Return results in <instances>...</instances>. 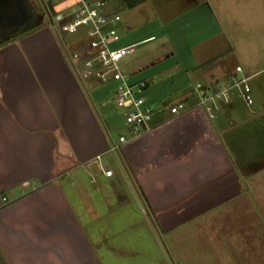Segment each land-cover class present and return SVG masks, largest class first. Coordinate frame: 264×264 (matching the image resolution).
<instances>
[{
  "label": "crops",
  "instance_id": "crops-1",
  "mask_svg": "<svg viewBox=\"0 0 264 264\" xmlns=\"http://www.w3.org/2000/svg\"><path fill=\"white\" fill-rule=\"evenodd\" d=\"M218 6L219 19L231 12L238 17L234 33L244 53L264 33L257 24L264 18V0H219ZM195 8L212 10L210 0H166L152 12L163 19L170 15L166 10L177 17ZM207 39L189 44L193 62L178 63V73L199 69L203 80L196 81L216 80L239 65L248 76L250 100L232 95L212 118L194 109L206 132L189 127L185 139L159 135L179 116L161 113L151 133L120 145L121 154L94 95L82 89L85 83L51 31L37 28L0 46V252L6 264H90L82 224L100 218L97 205H129L140 198L156 210L177 205L172 213L187 212L189 218L197 217L201 205H264V62L245 57L233 66H210L215 56L203 57ZM179 88V99L190 96L192 85ZM128 148L142 152L138 162L127 160ZM164 152L170 156L161 158ZM96 155L111 176L102 173ZM159 157L132 187L128 165L133 169ZM78 205L88 219L76 215ZM49 236L58 239L47 243Z\"/></svg>",
  "mask_w": 264,
  "mask_h": 264
},
{
  "label": "rangeland",
  "instance_id": "rangeland-1",
  "mask_svg": "<svg viewBox=\"0 0 264 264\" xmlns=\"http://www.w3.org/2000/svg\"><path fill=\"white\" fill-rule=\"evenodd\" d=\"M32 1L38 3L37 10L42 14L40 23L0 41V46L37 28H46L55 35L66 59L69 52L87 44L91 37L89 28L81 26L72 33L59 29L64 18L57 20L55 15L63 12L70 1L42 0L52 15V22L46 16L42 1ZM126 1L106 0L107 5L120 15L116 45L132 46L122 59L121 68L125 72H133L132 79L149 82L142 95L152 105L177 101L183 95L180 86L188 88L194 81L203 80L202 75L198 74L199 69H190L191 73L186 70L178 73L177 69L181 61L186 64L193 62L189 44L203 36L209 37L205 40L206 52L203 57L206 54L215 56L210 60V66L214 63L233 66L237 61L242 63L245 57L256 59L258 64L264 62V33L259 35V40L250 49L242 53L237 47L234 33L238 28L235 25L238 17L234 12L230 15L228 8V16L219 19V0H210L211 11L205 8L201 12V9L195 8L176 17L171 10H166L170 15L163 19L156 17L152 11L155 5L160 6L166 0L155 3L144 0L131 6ZM173 2L176 0H171V4ZM257 21L258 26L264 25V18L260 17ZM220 22L224 27L221 33ZM82 81L86 86L81 85L82 89L94 95L96 110L115 142L120 133L126 132L122 113L112 101L115 83L100 84L93 76ZM123 146H118L120 154ZM169 153L164 152L161 158L169 157ZM161 158H152L133 169L128 165V179L132 187L136 185V176L154 166ZM108 159L111 160L110 157ZM137 199L131 198L129 205L126 202L114 207L97 205L100 218L92 223L87 222L88 226L83 222V234L87 236L90 250L86 249V252H91L87 258L90 264H264V205H201L196 209L197 217L189 218L187 212L184 215L172 213L177 205H160L161 209L156 210L153 205H144L140 198ZM74 210L80 220L88 219L82 206L78 205V210ZM60 238L64 239L62 236ZM54 239L58 238L49 236L46 242ZM70 243L73 244L72 241Z\"/></svg>",
  "mask_w": 264,
  "mask_h": 264
},
{
  "label": "built area",
  "instance_id": "built-area-1",
  "mask_svg": "<svg viewBox=\"0 0 264 264\" xmlns=\"http://www.w3.org/2000/svg\"><path fill=\"white\" fill-rule=\"evenodd\" d=\"M60 1H70L63 12L55 15L57 20L64 18L59 25L60 31L72 33L81 26L91 31L86 45L68 53V61L76 75L82 79L93 76L100 84L115 83L112 101L121 111L126 128V132L117 136L116 146L150 132L154 118L161 113L176 116L198 109L212 118L221 104L231 100L232 95L250 100L248 76L243 75L241 67L236 65L222 78L195 81L186 99L150 104L142 95L149 82L145 79L134 80L131 72L121 68L122 59L132 46L116 45L120 23L118 12L107 5L106 0ZM96 159L102 173L109 176L111 169L103 164L100 155H96Z\"/></svg>",
  "mask_w": 264,
  "mask_h": 264
},
{
  "label": "water",
  "instance_id": "water-1",
  "mask_svg": "<svg viewBox=\"0 0 264 264\" xmlns=\"http://www.w3.org/2000/svg\"><path fill=\"white\" fill-rule=\"evenodd\" d=\"M43 6L46 16L51 20V14L44 3ZM41 20V12L30 0H0V41L29 30Z\"/></svg>",
  "mask_w": 264,
  "mask_h": 264
},
{
  "label": "trees",
  "instance_id": "trees-1",
  "mask_svg": "<svg viewBox=\"0 0 264 264\" xmlns=\"http://www.w3.org/2000/svg\"><path fill=\"white\" fill-rule=\"evenodd\" d=\"M138 0H127L128 5H133ZM203 120L202 114L198 112L197 110L194 111H187L181 116L179 115L176 117L171 123H169L167 126L162 127V129L159 131V135L164 137H169L171 135V139H174L175 137H182V138H188V131L189 127H193L195 129H198L199 135H203L206 131L203 129V125L201 124ZM175 140V139H174ZM173 144V143H172ZM171 144V146H172ZM127 160L129 161L131 158H134L135 161L138 162L140 160V157L142 155V152H139L138 148L132 149L128 148L126 149V152H124ZM0 264H6L3 256L0 252Z\"/></svg>",
  "mask_w": 264,
  "mask_h": 264
},
{
  "label": "flooded vegetation",
  "instance_id": "flooded-vegetation-1",
  "mask_svg": "<svg viewBox=\"0 0 264 264\" xmlns=\"http://www.w3.org/2000/svg\"><path fill=\"white\" fill-rule=\"evenodd\" d=\"M30 1L32 2V4H33L34 6L36 5V6H35V7H36V9H39V6L37 5V4H38V3H37V1H35V2H34V1H32V0H30ZM40 10H41V9H40Z\"/></svg>",
  "mask_w": 264,
  "mask_h": 264
}]
</instances>
